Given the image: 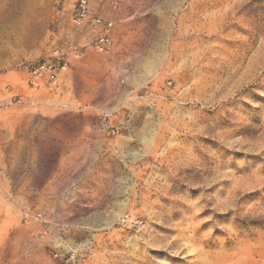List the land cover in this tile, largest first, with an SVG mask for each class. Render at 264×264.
Returning <instances> with one entry per match:
<instances>
[{"label": "rangeland", "instance_id": "1", "mask_svg": "<svg viewBox=\"0 0 264 264\" xmlns=\"http://www.w3.org/2000/svg\"><path fill=\"white\" fill-rule=\"evenodd\" d=\"M85 1L0 0V264H264V0Z\"/></svg>", "mask_w": 264, "mask_h": 264}, {"label": "built area", "instance_id": "2", "mask_svg": "<svg viewBox=\"0 0 264 264\" xmlns=\"http://www.w3.org/2000/svg\"><path fill=\"white\" fill-rule=\"evenodd\" d=\"M115 1V0H112ZM89 14L88 5L85 0H79L76 9V21L77 24L80 21L84 20L86 16ZM101 21L99 19H93L90 25L93 28L99 27ZM110 24H107L105 29L109 28ZM107 43V38L105 34H101L97 36L92 44V47L95 51H102ZM79 52L76 51L74 53V57H78ZM67 67V62L64 59L63 55L55 50L52 52L51 56L47 59L37 62L31 65L27 70V85L32 88H39L43 83L54 84L56 83L59 75L63 72ZM19 102V100H18Z\"/></svg>", "mask_w": 264, "mask_h": 264}]
</instances>
